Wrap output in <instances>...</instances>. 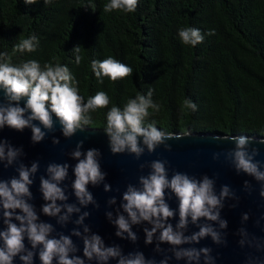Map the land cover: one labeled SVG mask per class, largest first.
<instances>
[{
	"label": "water",
	"instance_id": "1",
	"mask_svg": "<svg viewBox=\"0 0 264 264\" xmlns=\"http://www.w3.org/2000/svg\"><path fill=\"white\" fill-rule=\"evenodd\" d=\"M0 264H264V138L82 126L0 78Z\"/></svg>",
	"mask_w": 264,
	"mask_h": 264
},
{
	"label": "trees",
	"instance_id": "2",
	"mask_svg": "<svg viewBox=\"0 0 264 264\" xmlns=\"http://www.w3.org/2000/svg\"><path fill=\"white\" fill-rule=\"evenodd\" d=\"M0 78L82 126L264 138V0H0Z\"/></svg>",
	"mask_w": 264,
	"mask_h": 264
}]
</instances>
